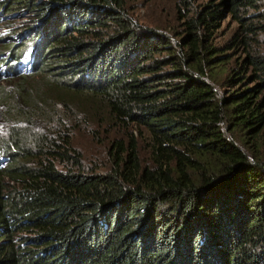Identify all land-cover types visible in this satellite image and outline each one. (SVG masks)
I'll list each match as a JSON object with an SVG mask.
<instances>
[{
    "label": "trees",
    "instance_id": "16d2710c",
    "mask_svg": "<svg viewBox=\"0 0 264 264\" xmlns=\"http://www.w3.org/2000/svg\"><path fill=\"white\" fill-rule=\"evenodd\" d=\"M0 5L30 21L0 33V264H264V0H181L177 42L128 0Z\"/></svg>",
    "mask_w": 264,
    "mask_h": 264
},
{
    "label": "rangeland",
    "instance_id": "374dc122",
    "mask_svg": "<svg viewBox=\"0 0 264 264\" xmlns=\"http://www.w3.org/2000/svg\"><path fill=\"white\" fill-rule=\"evenodd\" d=\"M180 1L181 0H128V5L130 12L138 19L140 24L146 27L162 29L171 36L172 41L177 42L180 39V32L184 30L183 21L179 13ZM190 1L193 7L196 8L210 0ZM263 9L264 5L261 10ZM243 15L245 16L246 13H243ZM226 16V19L221 21L220 27L214 35V43L220 46L228 44L233 36L241 31L240 26L242 23L228 16V13H226ZM28 19L29 18L25 17V15L20 14L19 11L13 10V17L11 16L6 22L0 23V33L6 30L13 31L21 29L25 25L23 22H30ZM262 40L264 50V34L262 35ZM222 91H224V89H222ZM122 133L121 131L118 135L121 136ZM73 144L81 150L88 169L91 166H96L97 171H105L107 169L110 164L108 160V140L100 143L93 139L87 131L79 130L75 134ZM141 155L142 157H146L145 155H147V152L144 151L143 144Z\"/></svg>",
    "mask_w": 264,
    "mask_h": 264
}]
</instances>
